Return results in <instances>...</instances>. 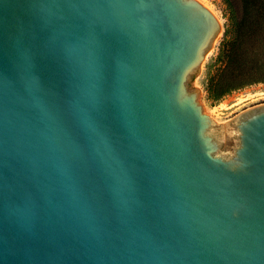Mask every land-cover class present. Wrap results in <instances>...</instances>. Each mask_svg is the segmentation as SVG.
Returning a JSON list of instances; mask_svg holds the SVG:
<instances>
[{"label":"water","instance_id":"95a60500","mask_svg":"<svg viewBox=\"0 0 264 264\" xmlns=\"http://www.w3.org/2000/svg\"><path fill=\"white\" fill-rule=\"evenodd\" d=\"M200 0H0V264H264V104L193 84Z\"/></svg>","mask_w":264,"mask_h":264},{"label":"trees","instance_id":"16d2710c","mask_svg":"<svg viewBox=\"0 0 264 264\" xmlns=\"http://www.w3.org/2000/svg\"><path fill=\"white\" fill-rule=\"evenodd\" d=\"M230 28L221 47L220 69L211 77L210 97L224 98L242 87L264 83V0H227Z\"/></svg>","mask_w":264,"mask_h":264},{"label":"rangeland","instance_id":"374dc122","mask_svg":"<svg viewBox=\"0 0 264 264\" xmlns=\"http://www.w3.org/2000/svg\"><path fill=\"white\" fill-rule=\"evenodd\" d=\"M207 5L223 24V33L207 56L200 73L193 84L200 89L201 104L220 122L238 117L246 110L264 104V83H256L234 90L220 100L210 97L209 84L211 77L220 69L219 55L225 40V32L230 28V7L227 0H200Z\"/></svg>","mask_w":264,"mask_h":264}]
</instances>
